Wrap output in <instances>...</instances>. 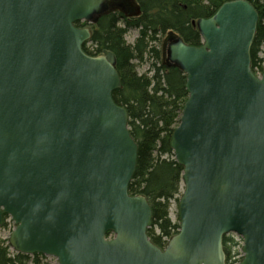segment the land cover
Listing matches in <instances>:
<instances>
[{"label": "water", "instance_id": "obj_1", "mask_svg": "<svg viewBox=\"0 0 264 264\" xmlns=\"http://www.w3.org/2000/svg\"><path fill=\"white\" fill-rule=\"evenodd\" d=\"M109 1L0 0V226L4 215L15 221L11 247L60 264H227L223 237L236 232L241 264H264L257 10L227 1L193 22L201 45L168 44L189 96L171 137L183 166L180 231L162 249L147 233V197L129 193L138 144L112 96L122 87L115 54H87L91 31L75 26L97 21Z\"/></svg>", "mask_w": 264, "mask_h": 264}, {"label": "trees", "instance_id": "obj_2", "mask_svg": "<svg viewBox=\"0 0 264 264\" xmlns=\"http://www.w3.org/2000/svg\"><path fill=\"white\" fill-rule=\"evenodd\" d=\"M227 1L230 0L110 1V11L93 25L92 50L83 46L90 55L96 56L105 50L115 54L122 87L113 92V99L127 109L130 132L138 144L137 166L129 184V193L147 197L153 211V222L147 233L161 248L163 242L180 229L179 223H172L169 212L171 200L180 194L183 175V166L176 161L171 147V137L180 123L189 95L187 77L167 53L165 63L153 65L154 73L150 77L140 75L133 61L142 60L146 53L154 54L159 60V49L150 43L170 32L168 44L172 37L177 36L187 44L201 45L199 28L192 22L214 16ZM249 1L259 15L251 47V68L258 73L263 70L264 63L259 56L264 54V0ZM76 24L80 26L79 22ZM129 29L139 31L134 44L127 43L125 39ZM226 241L229 240L224 237V243ZM30 258L22 253L11 254L9 247L2 245L0 240V264H28ZM33 260L37 264L39 255H35Z\"/></svg>", "mask_w": 264, "mask_h": 264}, {"label": "rangeland", "instance_id": "obj_3", "mask_svg": "<svg viewBox=\"0 0 264 264\" xmlns=\"http://www.w3.org/2000/svg\"><path fill=\"white\" fill-rule=\"evenodd\" d=\"M110 1H119V0H110ZM124 1H127V0H124ZM116 3H118V2H116ZM116 7H117V5H116ZM116 7H115L114 10L117 9ZM128 15L132 16V14H128ZM78 22H79V25H80L78 27L90 29L91 34L93 33V29H94L93 25L97 23V21L93 22V21H87V20H84V21L80 20V21H77V23ZM193 22H196V21L194 20ZM193 22H192V24H193ZM193 25L196 27L195 24H193ZM170 34H172V33L170 32L168 34H165V35L161 36L160 39H158L156 41H153L155 43H150L151 46H155V47H157L159 49V52H160V59L159 60L156 59L154 54L146 53L142 60L138 59V60H134L133 61V65L135 66L136 71L140 75H146V76L150 77L154 73V71H153V65L154 64H157L159 66L160 64L165 63V61H166V53H167V46H168L167 45L168 44V38H169ZM138 36H139V31L138 30L129 29L127 31L126 35H125V39H126L127 43L134 44L136 39L138 38ZM91 39H92V35H91V38L89 40H87L83 44V46L85 45V46H87L88 48H90L92 50ZM102 54H100V55H102ZM259 56L264 59V54L263 53H261ZM263 71H264V63H263V70H261V71L259 70L258 73H256V74L258 76H260V74ZM183 189H184V182H183V179H181V182H180V194H178L176 196L177 198L180 197V195L183 192ZM177 198L171 200L170 208H169L170 219H171L173 224H178V223L180 224V220H179L180 217H179ZM5 223H4L3 226L0 227L1 244L4 245V246H8L9 247V252L11 254H15V253H17L16 250H14V248L10 247L11 245L9 243L10 234L14 230V223L10 219H8V220L6 219ZM227 236H228L227 240L230 239V241H226V243L224 245L229 247L230 253L227 256V258H226L227 260L226 261H228L230 264H240L242 259H243V257H244V252L242 251V244H243L242 237L237 235V234H235V233L234 234H228ZM168 242L169 241H164L163 242V248H165L167 246ZM28 264H36V263L34 262L33 258H30ZM37 264H59V262H58V259L56 257H51V256H47V255H40Z\"/></svg>", "mask_w": 264, "mask_h": 264}, {"label": "flooded vegetation", "instance_id": "obj_4", "mask_svg": "<svg viewBox=\"0 0 264 264\" xmlns=\"http://www.w3.org/2000/svg\"><path fill=\"white\" fill-rule=\"evenodd\" d=\"M118 5H122V3L118 2Z\"/></svg>", "mask_w": 264, "mask_h": 264}]
</instances>
